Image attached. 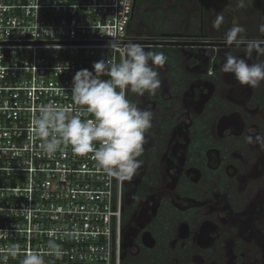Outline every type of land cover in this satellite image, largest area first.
Masks as SVG:
<instances>
[{"label":"flooded vegetation","instance_id":"af4514ba","mask_svg":"<svg viewBox=\"0 0 264 264\" xmlns=\"http://www.w3.org/2000/svg\"><path fill=\"white\" fill-rule=\"evenodd\" d=\"M185 7L178 27L166 33L223 44L168 45L167 64L153 65L161 83L136 103L150 109L152 121L124 199V207L134 208L123 227L121 258L132 256L134 264H264V139L256 140L264 138V81L240 85L221 71L228 53L264 63V55L254 50L247 58L243 44L225 39L239 25L240 35L264 46V0H186ZM219 7L223 23L215 29ZM193 14L198 27L190 30L186 19ZM137 29L143 41L145 28ZM150 46L162 45H143L146 51ZM170 63L180 74L174 82L167 76Z\"/></svg>","mask_w":264,"mask_h":264},{"label":"built area","instance_id":"2783aa9c","mask_svg":"<svg viewBox=\"0 0 264 264\" xmlns=\"http://www.w3.org/2000/svg\"><path fill=\"white\" fill-rule=\"evenodd\" d=\"M133 1L0 0V264L29 252L44 264H120L124 179L71 145L45 154L31 121L42 105L69 118L83 111L72 78L100 60L118 63L111 42L139 44Z\"/></svg>","mask_w":264,"mask_h":264},{"label":"clouds","instance_id":"9594fccd","mask_svg":"<svg viewBox=\"0 0 264 264\" xmlns=\"http://www.w3.org/2000/svg\"><path fill=\"white\" fill-rule=\"evenodd\" d=\"M222 23L223 15H217L213 28L219 29ZM259 31L264 33V23L259 25ZM243 32V27L233 25L225 33L226 42L243 44L247 58H251L254 50L264 55V46L240 35ZM110 47L120 52L122 58L118 63L100 60L93 63L91 71L78 70L72 78L71 98L83 111L69 118L58 106L42 105L31 123L42 140L40 148L45 154L53 155L62 145H71L76 153H91L108 176L130 179L142 164L138 157L146 143L145 133L151 127L152 112L130 102L126 91L141 96L146 92L154 94L161 82L153 65H162L166 57L162 52L146 51L136 43L121 48L111 42ZM221 71L232 73L240 85L256 87L264 81V63L249 64L230 53L226 54ZM104 76L110 79H102ZM60 91L65 90L61 87ZM89 114L91 119L81 118ZM247 139L253 142L251 137ZM262 139L256 137L257 141ZM48 247L53 254H61L54 240L48 241ZM8 251L13 256L17 254L15 248ZM21 264H44V260L39 253L29 252Z\"/></svg>","mask_w":264,"mask_h":264},{"label":"trees","instance_id":"16d2710c","mask_svg":"<svg viewBox=\"0 0 264 264\" xmlns=\"http://www.w3.org/2000/svg\"><path fill=\"white\" fill-rule=\"evenodd\" d=\"M186 0H176V6H166V0H136L135 9L133 14V20L138 19L144 26L148 27L151 31V35L154 38H158L161 33L174 31L176 27L181 22L183 16V11L178 6L183 4ZM146 4L143 10L139 9V6ZM185 20V19H184ZM187 27L190 30L197 29L198 27V18H194L192 15L186 19ZM172 46L162 45V46H150L148 50L162 52L166 57L165 63L172 52ZM171 70H167V76L171 80H175L180 76L178 74V69L174 67V63H170ZM174 82V81H173ZM126 98L136 104L139 98L138 94L126 91ZM134 175L127 179V182L124 183V196L130 189L133 188V179ZM135 195H138L135 193ZM134 208V204L126 205L122 213V226H125V223L128 221L130 214ZM122 255V254H121ZM120 264H134L132 256L122 257Z\"/></svg>","mask_w":264,"mask_h":264},{"label":"water","instance_id":"95a60500","mask_svg":"<svg viewBox=\"0 0 264 264\" xmlns=\"http://www.w3.org/2000/svg\"><path fill=\"white\" fill-rule=\"evenodd\" d=\"M136 0L133 1V12L135 8ZM149 39L143 41H136L139 44L143 45H189V46H218L223 43L219 42H208V41H200V40H192V41H185L184 39L180 38H187L188 36H184L180 33H161L159 35V39H153L152 35L148 34ZM147 37V38H148Z\"/></svg>","mask_w":264,"mask_h":264},{"label":"crops","instance_id":"0c3cea01","mask_svg":"<svg viewBox=\"0 0 264 264\" xmlns=\"http://www.w3.org/2000/svg\"><path fill=\"white\" fill-rule=\"evenodd\" d=\"M171 1H172V2H171ZM185 2H186V1H185ZM185 2H184V3H185ZM184 3H183V4H184ZM183 4H179L178 6L181 8V6H182ZM165 5H166V6H171V7H172V6H176V5H177V4H176V0H166V4H165ZM145 6H146V4H142V5L139 6V9H140V10H143V9L145 8ZM222 6H223V5H222ZM224 6H225V5H224ZM134 9H135V8H134ZM186 9H187V7H185V9H184V8H181V10L183 11V13H184V11H186ZM222 9H223V7H219V8H218V13L220 12L219 15H222V14H221V11L224 10V9H223V10H222ZM133 14H134V12H133ZM212 14H214V13H213V9L210 11V14H209V15L211 16ZM193 17H194V18H195V17L198 18V15H197V14H196V15L193 14ZM216 17H217V16H216ZM134 21H137V22H138V23L135 25L136 28H137V27H140V26H143V27L145 28V36L148 37V34L151 35V31H150V29H149L148 27L144 26L141 22H139L138 19L133 20V22H134ZM187 24H188V23H187ZM148 38H149V37H148Z\"/></svg>","mask_w":264,"mask_h":264},{"label":"rangeland","instance_id":"374dc122","mask_svg":"<svg viewBox=\"0 0 264 264\" xmlns=\"http://www.w3.org/2000/svg\"><path fill=\"white\" fill-rule=\"evenodd\" d=\"M172 2V1H171ZM181 8H184L185 9V3L181 6ZM138 22L137 21H134L133 24L136 25ZM136 28V27H134Z\"/></svg>","mask_w":264,"mask_h":264}]
</instances>
